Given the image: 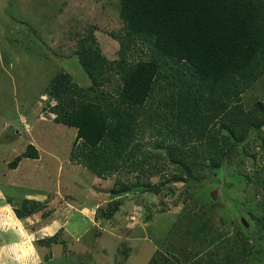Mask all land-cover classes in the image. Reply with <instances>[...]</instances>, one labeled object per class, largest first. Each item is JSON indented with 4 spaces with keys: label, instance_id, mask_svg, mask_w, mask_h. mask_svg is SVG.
Segmentation results:
<instances>
[{
    "label": "trees",
    "instance_id": "obj_1",
    "mask_svg": "<svg viewBox=\"0 0 264 264\" xmlns=\"http://www.w3.org/2000/svg\"><path fill=\"white\" fill-rule=\"evenodd\" d=\"M119 16L124 23L119 58L110 61L92 34L83 36L75 56L91 85L82 87L60 71L46 89L54 102V122L77 131L72 160L102 179L138 173L136 182L119 179L112 189L110 220L121 210L122 196L136 198L149 187L173 191L171 182L183 185L184 200L191 204L182 218L188 220L186 232L193 242L215 245L216 253L223 248V264L252 263L264 256V215L249 213L251 228L240 223L243 246L236 250L226 249L208 215L223 207L212 191L222 178L229 179L226 165L264 128V101L255 99L249 109L244 103V94L264 78V0H120ZM139 46L144 55H135ZM150 138H157L153 149H166L163 161L179 171L173 180L161 177L154 186L142 181L146 167L152 164V174L164 172V166H153L155 153L146 149ZM26 158H39L34 145L10 168ZM247 180L252 181L250 175ZM6 201L21 221L40 212L47 216L41 201ZM198 204L200 212L195 211ZM178 229H183L181 222ZM57 237L42 242L51 247ZM239 252L243 259L235 260ZM187 260L158 250L147 264Z\"/></svg>",
    "mask_w": 264,
    "mask_h": 264
},
{
    "label": "rangeland",
    "instance_id": "obj_2",
    "mask_svg": "<svg viewBox=\"0 0 264 264\" xmlns=\"http://www.w3.org/2000/svg\"><path fill=\"white\" fill-rule=\"evenodd\" d=\"M119 14L120 0H0V224L5 225L0 243L8 239V227L20 228L21 233L28 228L37 234L36 246L44 264H147L158 250L181 261L187 257L180 264H223V248L216 253L215 245L194 243L186 232L188 220L182 217L191 202L184 200L181 184L171 182L173 191L158 187V195L141 191L136 198L122 196L121 210L108 219L117 181L132 184L138 173L108 179L92 174L71 158L76 129L55 123L50 113L54 102L46 89L60 71L82 87L91 84L75 56L79 39L92 34L110 61L119 58V39L124 33ZM144 50L139 46L135 55ZM255 99L264 101V78L244 94L245 107L249 109ZM256 135L226 165L229 179L219 171L220 188L212 191L226 209H212L208 223L223 235L226 249H242L237 235L242 219L251 228L249 213L264 215V128ZM156 140L150 138L146 149L154 151L153 166H164V172L150 174L149 164L142 181L150 186L160 184L161 177L173 180L179 173L171 161H163L166 149H153ZM30 144L40 158L24 159L16 170L11 169L12 161ZM7 198L14 204L41 201L47 216L37 213L22 220L21 226ZM195 211H201L200 204ZM55 234L58 243L51 247L40 238ZM201 246L204 249L195 256ZM240 255L236 253L234 259ZM248 264H264L263 254Z\"/></svg>",
    "mask_w": 264,
    "mask_h": 264
},
{
    "label": "clouds",
    "instance_id": "obj_3",
    "mask_svg": "<svg viewBox=\"0 0 264 264\" xmlns=\"http://www.w3.org/2000/svg\"><path fill=\"white\" fill-rule=\"evenodd\" d=\"M16 133L19 134V131ZM26 159H30V158H26ZM147 189H154V188H147ZM12 214L13 216H15V210H13ZM16 221L21 226L24 224V221H21L19 217H16ZM4 231H5V225L0 224V232H4ZM7 234H9L8 239L0 243V264H44L37 250L36 233L31 232L28 228H23V231L21 233L20 228L8 227ZM40 238L43 239L44 237L41 236Z\"/></svg>",
    "mask_w": 264,
    "mask_h": 264
},
{
    "label": "water",
    "instance_id": "obj_4",
    "mask_svg": "<svg viewBox=\"0 0 264 264\" xmlns=\"http://www.w3.org/2000/svg\"><path fill=\"white\" fill-rule=\"evenodd\" d=\"M160 190H161L160 188L144 189V190H142L143 191L142 193L144 194L146 192V193H152V194L158 195ZM242 220H243L244 223H246L245 219H242Z\"/></svg>",
    "mask_w": 264,
    "mask_h": 264
},
{
    "label": "crops",
    "instance_id": "obj_5",
    "mask_svg": "<svg viewBox=\"0 0 264 264\" xmlns=\"http://www.w3.org/2000/svg\"><path fill=\"white\" fill-rule=\"evenodd\" d=\"M21 163H22V162H21ZM21 163H20V164H21ZM18 167H19V166H18Z\"/></svg>",
    "mask_w": 264,
    "mask_h": 264
}]
</instances>
